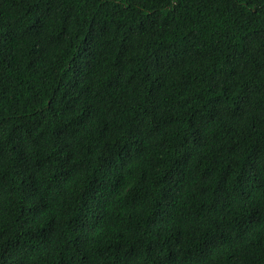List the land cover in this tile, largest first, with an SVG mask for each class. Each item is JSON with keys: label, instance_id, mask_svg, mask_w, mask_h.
I'll return each mask as SVG.
<instances>
[{"label": "trees", "instance_id": "16d2710c", "mask_svg": "<svg viewBox=\"0 0 264 264\" xmlns=\"http://www.w3.org/2000/svg\"><path fill=\"white\" fill-rule=\"evenodd\" d=\"M264 0H0V264H264Z\"/></svg>", "mask_w": 264, "mask_h": 264}, {"label": "snow or ice", "instance_id": "6c2138e0", "mask_svg": "<svg viewBox=\"0 0 264 264\" xmlns=\"http://www.w3.org/2000/svg\"><path fill=\"white\" fill-rule=\"evenodd\" d=\"M261 195H262V197H264V193H262Z\"/></svg>", "mask_w": 264, "mask_h": 264}]
</instances>
